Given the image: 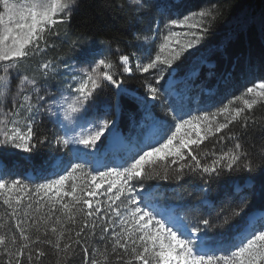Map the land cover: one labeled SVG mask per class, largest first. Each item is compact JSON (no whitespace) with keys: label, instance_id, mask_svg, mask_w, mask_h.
I'll return each instance as SVG.
<instances>
[{"label":"snow or ice","instance_id":"6c2138e0","mask_svg":"<svg viewBox=\"0 0 264 264\" xmlns=\"http://www.w3.org/2000/svg\"><path fill=\"white\" fill-rule=\"evenodd\" d=\"M0 5V146L31 152L37 144L49 141L39 131L41 115L55 117L59 123L62 112L63 120L71 121L106 86L119 89L122 81L117 78V64L99 50L86 52L88 66L78 71L54 59L42 60L30 71V61L56 47L53 41L60 37L56 25L70 23L78 0H27L19 5L0 0ZM126 6L139 18L159 8L151 0H126ZM216 7L212 4L182 18H169L163 29L154 19L150 35H135L144 42L162 37L158 51L146 53V62L131 54L137 59L136 71L157 73L155 83L146 84L152 100L158 99L157 85L165 78L166 68H172L209 34L208 18L219 15L213 13ZM175 27L188 31L181 33ZM182 36L188 38L186 43ZM79 39L73 40V46ZM118 62L121 73L133 72L129 54H120ZM53 79L60 82L55 90ZM257 107L264 109V79L215 111L187 119L176 112L174 131L166 121L150 125L116 166L87 169L83 163L58 160L54 168L60 173L42 183L9 179L0 173V264H52V256L54 264H264V222L257 223L254 216L234 236L215 246L209 243L210 229L235 227L234 221L248 207L247 197L234 207L222 208L218 223L201 218L189 226L179 206L156 203L144 186L145 179L160 176L159 169H163L161 178L167 180L172 166L176 180L187 170L200 175L205 184L225 172L264 170V148L256 157L242 142L249 128L256 126L253 112ZM111 124L105 120L77 136L68 137L65 131L53 139L64 148L70 144L94 148ZM237 125L242 131H233ZM73 155L80 159L78 150Z\"/></svg>","mask_w":264,"mask_h":264},{"label":"trees","instance_id":"16d2710c","mask_svg":"<svg viewBox=\"0 0 264 264\" xmlns=\"http://www.w3.org/2000/svg\"><path fill=\"white\" fill-rule=\"evenodd\" d=\"M158 2L151 0V3L156 5H159ZM78 3L79 6L70 23L56 25V30L60 32V37L53 41L56 47L49 48L41 57L34 58L29 63L37 66L46 59L59 61L71 59L90 50H99L110 55L113 62L117 64V76L123 77L127 84V87L120 91H114L112 86L105 87L108 88L105 95L110 99L112 107L109 113L113 117L115 116L117 124L126 134L127 143L120 150L124 156L125 149H129L133 143L138 144L145 135V131L139 126V118L142 108L147 103L140 95L134 93L133 89L136 88L144 92L139 88L144 87L147 76H145L146 74L127 76L121 73L118 56L123 54L121 51L132 54L134 51L146 49L147 45L145 46L142 41H137L135 35L137 33L144 35L154 19L157 22L163 18L164 10L159 5V8H153L142 18H139L128 10L126 0H79ZM121 4L125 5L123 9L120 7ZM212 4L217 6L213 9V13L219 12V15L214 20L211 17L208 18L210 31L206 38L197 45V53L188 51L173 63V66H183L180 67V75H188L193 73L195 68H201L198 74L187 76V80L183 81L181 85L183 94L172 97L173 109L184 116L194 108L196 104L194 98L197 96H199L197 110L204 106H222L234 95L240 94L247 86L264 78V0H178L172 2L175 11L180 13L199 11ZM77 38H80L79 42L73 46L72 42ZM102 40L106 41V44H101ZM152 48L154 45H151ZM207 60H214L215 63L208 65L205 63ZM169 73L170 70L167 74ZM127 77H130L129 80ZM56 83L58 86L60 85L58 79L51 80L54 88L58 87L55 86ZM207 87L210 88L209 93L205 92ZM128 88L130 90H127ZM149 111L150 116L157 118L159 122L166 121L168 125H174L173 113L168 102H164V106L155 102L149 107ZM253 114L256 117V126L249 128L242 142L258 157L261 154L260 150L264 148V109L257 107ZM39 122L40 133L47 135L51 142L37 144L31 152L16 150L4 155L0 151V157L7 158L6 160L10 163L13 161L11 158L17 160L18 166L15 167V170L23 172L25 169L40 170L42 175L36 179H27L16 174L9 179L42 183L46 177L55 178L54 173H60V169L54 168L58 160H62L64 163L68 158L71 163L69 147L64 148L54 142L55 135H62L57 133L56 125L51 123L45 115L41 116ZM173 129L174 126L171 130ZM233 131L242 130L237 125ZM128 134L134 137L133 142ZM208 143V141L205 142V144ZM225 143L227 146H231V142L226 141ZM63 150L67 152L66 156L58 158ZM256 162L259 163V160L257 159ZM174 169L175 166L169 169L167 180L161 178L163 169H159L160 176L154 175L153 178L145 179L144 186L153 191V194L157 196V201L164 202V199L168 198L182 204L179 212L187 218V222L191 226L201 218H208L214 223H218L217 213H220L222 208L234 207L243 197H247L248 207L242 216L234 221L235 227L210 229L208 237L211 241H223L232 236L236 227L245 220L248 214L264 208V196L261 195L264 190L262 188L264 170L252 174L225 172L219 177H211L205 184L200 175L187 170H185L186 174L182 179L176 180ZM21 174L24 175L22 172ZM249 177L254 181L252 185L245 184ZM236 182L243 183L244 187L237 190ZM200 185H207L208 196L212 199V204L199 202L206 195L204 187ZM0 211H3L2 205H0ZM50 260L54 264L55 256L50 257Z\"/></svg>","mask_w":264,"mask_h":264},{"label":"rangeland","instance_id":"374dc122","mask_svg":"<svg viewBox=\"0 0 264 264\" xmlns=\"http://www.w3.org/2000/svg\"><path fill=\"white\" fill-rule=\"evenodd\" d=\"M157 1H159L158 2L159 5L162 7V10H164V12H162L164 19L161 18V19H159L157 21V23L159 24L161 29H163L164 23H166L169 18H178V17L182 18L183 15H187V14H189L191 12H198V11H191V12L184 11L183 13H180L177 10L175 11V9L172 6V2L173 1H178V0H157ZM13 2H15V3H17L19 5V4L27 3V0H13ZM2 10H3V6L0 5V11H2ZM7 19H8L7 18V14H5V22L6 23H7ZM193 19L195 20L197 18L194 17ZM148 29H149V26H148ZM148 29L146 30V33L144 35H150ZM174 30L178 31V32H181V33L185 32V31H188V29L186 27L185 28L175 27ZM164 33L166 34V30H164ZM180 39H182L186 43L188 38L182 36V37H180ZM142 42L144 43L145 46L147 45L146 49L144 48V49H141V50H137V51H134L133 53H136L137 56L140 57V61L139 62H146L147 59H148L146 53L148 51H152L153 55H154V53L156 51H158V44L162 42V37L154 38L152 41H149V42H144V41H142ZM151 45L152 46L154 45V48L151 49ZM196 47H194V48H192V49H190L188 51H194V54H195ZM188 51H186V52H188ZM186 52L183 55H185ZM121 53L126 54V53H124L122 51H121ZM129 55H130V59L132 61L133 72L131 74H128V73H123V74L127 75V76H133V75H136V74L137 75L141 74L140 76H142V75L146 74L145 76H147V78H146L147 80L145 81L144 87L143 88L142 87L141 88L137 87L139 89H142L144 92H142V91H140V90H138L136 88H134L133 91H134V93L136 92V94L140 95V97L143 98L146 101L147 106H149L150 104L155 103V102H159L160 104H162V106H164V102L165 103L168 102V105H169V99H170V96L172 94L174 96L177 95V94H181V92H182L181 90L182 89L180 88V86H181L180 81L183 80V77L177 76V71H180V67H183V66H176L175 65V66H172V68H170V69L166 68L165 78L160 81L159 85H157V87L160 88V92L158 93V99L157 100H152L150 98L149 94L147 93L146 84L149 83V82L155 83V76L157 75V73L155 72V70H150L149 73H143V74L138 72V71H136L135 64L137 63V59H136L135 56H132L131 54H129ZM81 59H85V54L77 55V56H75L73 58V60H69V58H67V59L61 60V61L72 65L78 71L80 68H86L88 66L87 63L84 62L85 60H81ZM61 61L57 60V63H60ZM205 63L208 64V65L209 64L213 65L214 64V60H207V61H205ZM30 65H31L30 70L36 68V66L33 65L32 63H30ZM26 67H27V65H26ZM197 69L198 68H195V71ZM169 70H170V73L167 74V72ZM60 71L62 73L64 72L62 64H61V67H60ZM117 78L122 81V84H121V87L119 89H117V88L112 86V89L114 91H120V89L123 90L125 87H127V84H126L125 79L123 77L117 76ZM129 78L130 77H127V80H129ZM164 83H165V86H164ZM55 86H58V83H56ZM107 89L104 88V90L102 92H99L96 95V97H95V99L93 101H91V102H89L88 104L85 105L84 111H82L81 113L76 114V116L74 117L73 120H71V121L63 120V113L62 112L60 113L59 125L60 126L62 124L66 125V128H64V127H61V128L64 130V134H65V131H67V136L68 137L77 136L81 131H85L86 132V131L92 130V129L100 126L103 123V121H105V120H109V121L112 122L109 130L105 131L104 135L97 142V144H96V146L94 148H85L83 145H72V144H70V145H72L74 147L75 150L79 151L81 157L86 159L85 162H87V163H89L91 165V162H89V161H92L94 166H97V165L101 164L102 155L108 153L107 150L109 148L112 149L114 147L112 144L117 143L118 139L121 136L120 131L119 130H114L115 128H113V127L116 126L117 120H116L115 116L111 117V115L109 114V111L111 109V105L109 104L110 103V99L105 95V91ZM53 90H55V88H53ZM127 90H130V88H128ZM196 98H198V97H196ZM222 103H224V102H222ZM147 106H145V107H147ZM219 106L220 105H216L215 107H213L212 109L207 110V111H209V112L215 111ZM100 108H102L103 111H101ZM203 109L204 108H202L201 110L197 111V101H196V104L194 105V108L190 109V111L185 116H183V118L187 119L189 117V115H192V116L199 115L200 112L205 111ZM172 113L175 114L174 111H172ZM49 118L56 122V118L55 117H49ZM174 130L175 129H173V131ZM57 133H59L58 130H57ZM109 137H110V141H109ZM133 139H134V137H133ZM16 150H20V149H16V148H13V147H10V146L9 147L0 146V151L3 152L4 155H7L11 151H16ZM87 151H91V152L87 153ZM71 154H72V151H71ZM74 159H75L74 163H76V158L74 157ZM108 166L111 167L112 165H108ZM113 166H115V165H113ZM104 167H103V169H104ZM29 173L33 174L31 172H29ZM240 185H242V184H240L238 182L236 183L237 189L240 188ZM196 186H197V184H196ZM200 186H203V185H200ZM203 187L206 188V189L208 188L207 185H205ZM204 201L209 202L210 199L208 197H206L204 199ZM262 214L263 213L260 212V213H257L256 215H254L255 219L257 220L260 216H262Z\"/></svg>","mask_w":264,"mask_h":264}]
</instances>
